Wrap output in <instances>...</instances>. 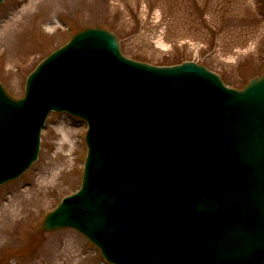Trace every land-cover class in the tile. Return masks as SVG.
<instances>
[{"label": "water", "instance_id": "1", "mask_svg": "<svg viewBox=\"0 0 264 264\" xmlns=\"http://www.w3.org/2000/svg\"><path fill=\"white\" fill-rule=\"evenodd\" d=\"M4 0H0V4ZM86 29L27 80L0 84V185L37 160L51 111L90 126L82 188L43 230L73 228L113 264H264V76L242 90L193 62L126 58Z\"/></svg>", "mask_w": 264, "mask_h": 264}, {"label": "rangeland", "instance_id": "2", "mask_svg": "<svg viewBox=\"0 0 264 264\" xmlns=\"http://www.w3.org/2000/svg\"><path fill=\"white\" fill-rule=\"evenodd\" d=\"M85 28L115 33L128 58L155 66L195 61L232 88L264 75V0H6L0 83L22 98L32 70ZM86 129L78 118L52 113L38 161L0 186V264H108L77 231L42 230L47 213L81 186Z\"/></svg>", "mask_w": 264, "mask_h": 264}, {"label": "bare ground", "instance_id": "3", "mask_svg": "<svg viewBox=\"0 0 264 264\" xmlns=\"http://www.w3.org/2000/svg\"><path fill=\"white\" fill-rule=\"evenodd\" d=\"M18 22H19V20H18ZM158 44H160L164 50L166 48H168V45L166 43H164V41L162 40V38H160ZM13 201H14V198H12L9 201V205H8V207L6 209V214L4 215V221H6V222H11L12 221V219H11L12 213L9 211V208H11V207H9V206L13 204Z\"/></svg>", "mask_w": 264, "mask_h": 264}]
</instances>
